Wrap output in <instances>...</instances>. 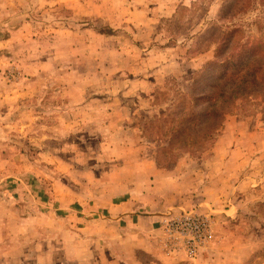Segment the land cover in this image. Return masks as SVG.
Masks as SVG:
<instances>
[{"label":"rangeland","instance_id":"rangeland-1","mask_svg":"<svg viewBox=\"0 0 264 264\" xmlns=\"http://www.w3.org/2000/svg\"><path fill=\"white\" fill-rule=\"evenodd\" d=\"M237 28L264 0H0V264H264V94L186 115Z\"/></svg>","mask_w":264,"mask_h":264},{"label":"trees","instance_id":"trees-1","mask_svg":"<svg viewBox=\"0 0 264 264\" xmlns=\"http://www.w3.org/2000/svg\"><path fill=\"white\" fill-rule=\"evenodd\" d=\"M245 4L240 8L242 11ZM218 35L214 60L207 63L194 79L192 93L196 106L186 115L204 118L207 136L219 129L235 100L252 99L264 94V41H243L233 33ZM197 80V81H196ZM201 91L198 94V91Z\"/></svg>","mask_w":264,"mask_h":264},{"label":"crops","instance_id":"crops-1","mask_svg":"<svg viewBox=\"0 0 264 264\" xmlns=\"http://www.w3.org/2000/svg\"><path fill=\"white\" fill-rule=\"evenodd\" d=\"M119 202L116 201V202L111 203V205L113 206L111 208V212H112L113 217H115L119 220H122L123 217L126 216V218H124V220H126V221L131 220V222H134L135 217H137L136 218V221H137L136 225H135V223L132 225L137 226L138 228L142 227L140 222H139L140 218H142L145 221L147 218L152 219L151 216H142V215H139L136 211H133V212L124 211V209L126 208V205L121 204V201H119ZM128 218H129V220H128Z\"/></svg>","mask_w":264,"mask_h":264}]
</instances>
